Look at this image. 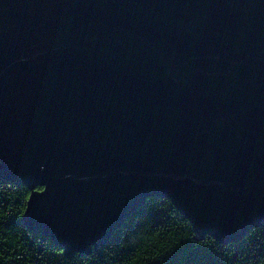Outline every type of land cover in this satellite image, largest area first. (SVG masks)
Masks as SVG:
<instances>
[{
  "label": "water",
  "instance_id": "95a60500",
  "mask_svg": "<svg viewBox=\"0 0 264 264\" xmlns=\"http://www.w3.org/2000/svg\"><path fill=\"white\" fill-rule=\"evenodd\" d=\"M1 178L67 258L155 195L264 224V0H0Z\"/></svg>",
  "mask_w": 264,
  "mask_h": 264
},
{
  "label": "trees",
  "instance_id": "16d2710c",
  "mask_svg": "<svg viewBox=\"0 0 264 264\" xmlns=\"http://www.w3.org/2000/svg\"><path fill=\"white\" fill-rule=\"evenodd\" d=\"M30 193L0 179V264H264V224L223 243L198 233L171 198L158 195L131 214L101 253L67 258L50 237L24 223Z\"/></svg>",
  "mask_w": 264,
  "mask_h": 264
}]
</instances>
